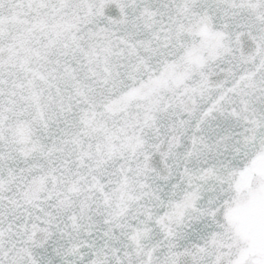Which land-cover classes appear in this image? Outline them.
<instances>
[{
    "label": "snow or ice",
    "instance_id": "6c2138e0",
    "mask_svg": "<svg viewBox=\"0 0 264 264\" xmlns=\"http://www.w3.org/2000/svg\"><path fill=\"white\" fill-rule=\"evenodd\" d=\"M0 264H264V0H0Z\"/></svg>",
    "mask_w": 264,
    "mask_h": 264
}]
</instances>
